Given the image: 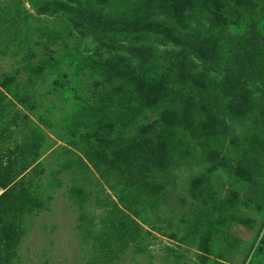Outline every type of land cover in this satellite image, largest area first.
<instances>
[{
	"label": "rangeland",
	"instance_id": "obj_1",
	"mask_svg": "<svg viewBox=\"0 0 264 264\" xmlns=\"http://www.w3.org/2000/svg\"><path fill=\"white\" fill-rule=\"evenodd\" d=\"M168 1L0 0V264H264V0Z\"/></svg>",
	"mask_w": 264,
	"mask_h": 264
},
{
	"label": "trees",
	"instance_id": "obj_2",
	"mask_svg": "<svg viewBox=\"0 0 264 264\" xmlns=\"http://www.w3.org/2000/svg\"><path fill=\"white\" fill-rule=\"evenodd\" d=\"M156 1V0H155ZM220 3V0H218ZM238 0H234V2H237ZM161 8H165L166 9H170L172 10V13L175 17L180 16V14H183V10L185 8L184 4H183V0H179L176 2H171L168 1L166 3H162ZM159 6V7H160ZM105 11H99L96 10L95 12H90L92 14V17L94 18V16L96 17V22L99 23L100 25H102L104 31H106V35L111 34L110 32L113 30H117V26L119 27V25H117V21L123 23V24H132L133 26H137L138 24L141 23V21H143L142 18V14H136L135 18L132 17H120V15H113V14H103ZM108 12V11H107ZM110 12V11H109ZM112 13V12H111ZM116 14V12H114ZM104 15H107V17H105ZM186 17V16H185ZM180 18H184V16H180ZM188 18V16H187ZM184 20H186L184 18ZM168 30V29H167ZM163 34H167L168 32H163ZM199 50V55L203 57L205 55V58H212V50H214L212 48V43L206 45H201L198 47ZM110 64V62H109ZM118 70V65L115 67ZM114 68V69H115ZM115 69V70H116ZM124 72V69H122ZM121 72V70L119 69V76L124 77L123 73ZM180 81H184L185 77L184 76H180ZM124 80V79H123ZM222 84L223 85H227L229 84V77H226L222 79ZM110 86V83H109ZM229 89L234 90V92L238 91V87L236 86L235 88H232V86L229 87ZM240 95V94H239ZM241 102L243 103L245 98H247V95L245 94H241ZM254 104V103H253ZM253 106V105H252ZM253 108V107H252ZM161 129L158 125H157V130ZM145 134L146 136H143L142 138H138L134 139V140H130L129 142L126 141V139L124 138V136H119V137H111L108 138L107 136H105L104 138L100 139L99 141L103 140L104 142H112V145H108L107 147L110 148V152L107 154V151H105V149L100 150L101 154L103 155V157L105 156H112L111 159L108 160H103L106 161L107 163H109L110 165H123L124 168L129 164H133L136 166V169L138 171L143 172L142 168L140 167L139 163L137 161H141L143 163H145V165H149L152 163L157 162V154L160 153V149L157 147V131H156V127L155 124H152V126L150 125H146L145 127ZM143 139V140H142ZM160 143H163V141H161ZM166 143V141H165ZM141 144H143L141 146ZM138 145H140L139 149L137 148ZM158 145H159V141H158ZM135 146H137L135 148ZM95 152H97L95 150ZM93 152V153H95ZM99 154V153H97ZM100 154V155H101ZM0 183L2 185L0 186H6L7 180L5 181V179H2L0 181ZM8 195V192L6 191L5 193H3L1 195V197H6ZM44 204V200L43 197L40 195L34 196V199L32 201H30V205L28 206V211H30L32 208L37 207L38 209L42 208ZM19 236V235H18Z\"/></svg>",
	"mask_w": 264,
	"mask_h": 264
}]
</instances>
